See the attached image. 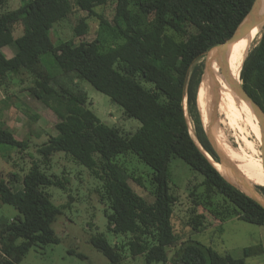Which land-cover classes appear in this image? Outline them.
Instances as JSON below:
<instances>
[{"label":"trees","instance_id":"1","mask_svg":"<svg viewBox=\"0 0 264 264\" xmlns=\"http://www.w3.org/2000/svg\"><path fill=\"white\" fill-rule=\"evenodd\" d=\"M109 1L22 0L12 8L10 0H0V85L10 75L29 73L32 79L28 90L59 119L56 134L38 148L41 159L31 163L21 187L14 189L8 180L0 179V202L17 210L13 218L0 220L1 264H19L32 246L59 241L52 224L62 208L52 202L47 187L64 184L43 167L56 152L83 165L99 181L100 201L107 203V230L125 237L120 244L109 243L101 234L90 238L108 264H123L125 252L132 257L143 256L144 264L167 262V248L176 246L179 240L172 224L177 200L169 175L173 157L182 159L201 176L203 192L197 194L195 186L189 196L204 210L221 221L235 215L264 224V208L227 181L205 155L219 162L197 106L203 71L197 61L231 36L253 0H114L110 23L96 11ZM74 9L98 19L95 37L84 38L87 23L83 17L73 27L72 37L59 39L42 52L41 41ZM5 46L13 50L11 56L5 55ZM44 53L52 56L61 74H74L89 82L118 104L126 117L137 119L139 127L125 132L103 123L91 109L84 90L72 89L47 69L41 58ZM240 80L264 110V26L243 60ZM209 88L206 79L202 88L205 106L213 103ZM218 114L219 125L224 122L230 128L240 127L219 102ZM0 143L21 149L26 145L1 125ZM127 153L152 170L150 194L155 222L132 206L138 199L129 183L133 177L118 162V157ZM9 179L15 181L17 174ZM256 187L264 196V186ZM215 195L222 196L230 206L217 212L206 200ZM243 253L246 256L247 248ZM172 260L177 264H244L242 258L190 239L181 242Z\"/></svg>","mask_w":264,"mask_h":264},{"label":"rangeland","instance_id":"2","mask_svg":"<svg viewBox=\"0 0 264 264\" xmlns=\"http://www.w3.org/2000/svg\"><path fill=\"white\" fill-rule=\"evenodd\" d=\"M21 1L10 0V7H17ZM114 8L115 2L110 0L106 5L97 7L96 11L105 15L109 21L114 14ZM83 17L87 23L84 38L93 39L97 32L98 19L87 16L86 11L74 9L66 19L52 27L48 37L41 41V51L46 52L49 45L59 39L72 37L73 27ZM261 29L248 47L244 58L259 40ZM3 51L6 56L13 54V50L7 46L3 47ZM41 58L47 69L56 74L58 81L72 89H81L86 92L91 109L103 123L117 126L125 132H133L139 127L140 123L137 119L126 117L118 104L106 94L96 90L89 82L76 78L74 74H68L71 76L61 74L49 53H44ZM204 60L205 55L197 63L200 62L203 65ZM31 79L32 76L24 72L18 76L10 75V78L0 85V125L26 144L21 149L0 143V179L8 180L9 185L14 189L21 187L22 177L31 163L40 161L41 155L38 148L50 135L56 134L55 124L59 120L51 109L28 90ZM211 107L212 105L205 106L209 114ZM186 115L189 120L187 112ZM226 115L230 116L228 113ZM203 123L206 125L207 121ZM217 124L219 127V123ZM189 126L193 135L190 123ZM220 127L240 169L244 170L253 182H256L255 186H264V174L251 159L247 148L241 147L243 134L249 133L247 137L254 140L250 130L245 131V126H240L238 129L230 128L224 122L220 123ZM256 148L260 156V144ZM118 162L126 167L133 177L129 179V183L138 194V199L132 206L142 216L155 222V204L150 194L151 168L131 153L118 157ZM43 167L48 174L54 175L64 184L63 187L57 185L47 187L52 202L62 208L61 214L52 224L59 241L32 246L19 264H108L106 257L90 243V238L101 234L109 243L120 244L125 237L107 230L104 213L107 203L100 201L99 181L83 165L75 163L63 152L54 153L48 164ZM14 173L17 174V179L10 181L9 178ZM169 175L177 195L172 224L179 240L176 246L167 248L166 263L153 262L152 264H177L172 260L174 252L181 242L187 239L208 245L220 253L227 252L234 258H242L244 264H264V224L250 223L235 215H229L221 221L196 204L189 196V192L195 186L197 194L203 192L202 178L179 157H173L170 161ZM206 200L213 204L217 212H222L230 206L229 202L224 201L220 195ZM15 215L17 210L12 205L0 202V220H9ZM191 228H194V231ZM244 248H247L246 256L243 253ZM68 250H72L75 254L69 253ZM1 260L0 255V264ZM143 262V256L132 257L125 252L123 264H144Z\"/></svg>","mask_w":264,"mask_h":264},{"label":"water","instance_id":"3","mask_svg":"<svg viewBox=\"0 0 264 264\" xmlns=\"http://www.w3.org/2000/svg\"><path fill=\"white\" fill-rule=\"evenodd\" d=\"M255 26H258L259 28H262L264 26V0H253L250 9L238 23L231 36L224 42L214 45L208 51H206L201 81L203 80L204 76L206 77V79H209L211 86L213 87L214 96L211 111L207 120V125H204L202 117L201 121L210 146L217 155L219 159L218 163L224 168L225 172H221L215 166V162L213 161V159L205 152L207 158L211 161V163L216 167V169L224 176L227 181H229L242 192L247 194L249 197H251L254 201H256L260 206L264 208V196L262 195V193H260L254 183H252L244 175V173L236 167L235 163L227 157V155L224 153L217 141L216 126L218 121L219 86L216 83V72L212 68L213 63H216L220 67V76L223 78L224 81H226L230 85L234 94L249 106L252 113L258 120V123L262 130L261 151L264 159V110L243 88L241 81L238 82L233 79L229 71L227 61V52L230 48V45L233 42L242 38Z\"/></svg>","mask_w":264,"mask_h":264},{"label":"bare ground","instance_id":"4","mask_svg":"<svg viewBox=\"0 0 264 264\" xmlns=\"http://www.w3.org/2000/svg\"><path fill=\"white\" fill-rule=\"evenodd\" d=\"M260 31V28L258 26H255L252 28L251 31H249L247 34H245L242 38L239 40L233 42L230 45V48L227 52V61H228V67L229 71L233 77L234 80L240 81V69L242 66V62L244 59V55L250 46L251 42L255 39V37L258 35ZM213 70L216 72V83L219 86V104L223 107L226 113H228L230 116H233L234 119H236L240 126H245V131L248 129L254 136V140H251L249 137L250 134L246 133L242 136V142L243 145H241L242 148H247L248 153L250 154L251 159L256 164V166L261 170V172L264 174V159L262 156V151L259 156V152L256 148L258 144H260V148L262 147V130L258 123V120L256 119L255 115L252 113L249 106L242 101L240 98H238L233 90L231 89L230 85L223 80V78L220 76V67L213 63ZM208 79V78H207ZM206 80V77L204 76L203 80L201 81L198 90H197V106L200 109L202 121H207L209 117V113L207 109L205 108L204 103L202 102V88L204 85V82ZM209 86H211V83L208 79ZM211 94L214 96L213 87L210 88ZM243 132V131H241ZM216 138L217 141L224 151V153L227 155V157L235 163L236 167L241 170L244 175L252 182H253L244 172V170L240 169L239 164L234 157L233 153H231L229 149V142L226 139V136L224 132L222 131V128L218 127V124L216 126ZM215 166L221 171L225 172L224 168L219 164L215 162ZM258 184V183H257Z\"/></svg>","mask_w":264,"mask_h":264}]
</instances>
